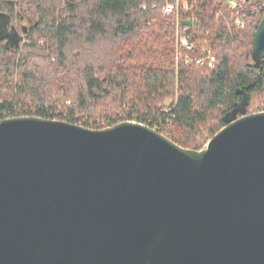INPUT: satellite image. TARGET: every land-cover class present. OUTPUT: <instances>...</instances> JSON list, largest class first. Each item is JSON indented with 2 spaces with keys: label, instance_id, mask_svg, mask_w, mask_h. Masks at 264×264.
Instances as JSON below:
<instances>
[{
  "label": "water",
  "instance_id": "95a60500",
  "mask_svg": "<svg viewBox=\"0 0 264 264\" xmlns=\"http://www.w3.org/2000/svg\"><path fill=\"white\" fill-rule=\"evenodd\" d=\"M241 112L200 149L137 121L0 119V264H264V110Z\"/></svg>",
  "mask_w": 264,
  "mask_h": 264
},
{
  "label": "trees",
  "instance_id": "16d2710c",
  "mask_svg": "<svg viewBox=\"0 0 264 264\" xmlns=\"http://www.w3.org/2000/svg\"><path fill=\"white\" fill-rule=\"evenodd\" d=\"M0 15L17 32L0 37V119L137 121L200 149L226 116L264 110V56L249 61L264 0L239 11L225 0H0ZM183 29L192 49L180 50L209 49L213 68L176 63Z\"/></svg>",
  "mask_w": 264,
  "mask_h": 264
},
{
  "label": "built area",
  "instance_id": "2783aa9c",
  "mask_svg": "<svg viewBox=\"0 0 264 264\" xmlns=\"http://www.w3.org/2000/svg\"><path fill=\"white\" fill-rule=\"evenodd\" d=\"M226 3L229 8L237 9V11L243 9V4L246 3V0H226ZM177 8L176 3H167L162 8V12L164 14H168L172 12V9ZM193 24H196V21L192 18L191 19ZM237 25L241 24V21L237 18L235 20ZM177 50L174 56L176 63L179 61H183L185 64H194L198 66H208L210 68L214 67L215 64V57L211 54L209 49H206L203 54L199 55H191L190 53L182 52L180 49L190 50L192 49V44H190L186 38L185 30L178 31L177 30V39H176ZM180 46V47H179Z\"/></svg>",
  "mask_w": 264,
  "mask_h": 264
},
{
  "label": "rangeland",
  "instance_id": "374dc122",
  "mask_svg": "<svg viewBox=\"0 0 264 264\" xmlns=\"http://www.w3.org/2000/svg\"><path fill=\"white\" fill-rule=\"evenodd\" d=\"M255 0H251V2H254ZM225 3H226V0H225ZM227 4V3H226ZM227 7H228V5H227ZM228 9H231V8H229L228 7ZM232 10V9H231ZM234 11V10H233ZM236 12V11H235ZM237 13V12H236ZM238 18V16H235V17H232L231 19L233 20V23L235 24V20ZM243 24H242V22H241V24L239 25V26H242ZM5 35H7V39H8V43L9 44H11V43H13L14 42V40L17 38V32H16V30L14 29V28H12V27H10L9 25H8V19H7V17H5L4 15H0V37L1 36H5ZM256 56V55H255ZM255 56H251V58H250V63H253L254 62V59L253 58H256ZM171 103V99H169V98H167V99H165V101H164V104H163V107H168L169 106V104ZM208 140H209V138H208ZM207 140V141H208ZM206 141V142H207ZM206 142H205V144H206ZM205 144L202 146V147H204L205 146Z\"/></svg>",
  "mask_w": 264,
  "mask_h": 264
}]
</instances>
